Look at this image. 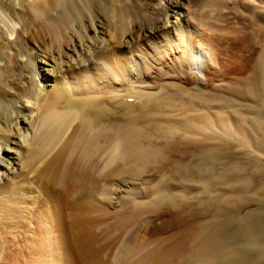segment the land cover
<instances>
[{
	"label": "bare ground",
	"instance_id": "bare-ground-1",
	"mask_svg": "<svg viewBox=\"0 0 264 264\" xmlns=\"http://www.w3.org/2000/svg\"><path fill=\"white\" fill-rule=\"evenodd\" d=\"M127 1L0 0V264H89L113 208L134 205L120 223L155 209L147 189L166 178L206 212L129 264L188 251L193 264H264V210L237 214L264 189L258 86H227L252 101L241 105L215 84L264 63V0H139L147 14ZM107 98L129 110L112 114Z\"/></svg>",
	"mask_w": 264,
	"mask_h": 264
},
{
	"label": "rangeland",
	"instance_id": "rangeland-1",
	"mask_svg": "<svg viewBox=\"0 0 264 264\" xmlns=\"http://www.w3.org/2000/svg\"><path fill=\"white\" fill-rule=\"evenodd\" d=\"M138 1L139 0H129V1H127V5H133L131 7L134 8V10L136 11V12L135 11L134 12L137 13V14H139V13L140 14H147L150 11L148 4H146V2H145V4L142 5V4H140V3H142V1L140 0L141 1V2L139 1L140 3ZM143 3H144V0H143ZM133 8H131V10ZM197 16H199V14H197ZM247 35L248 36H251V34H247ZM259 53H260V56L262 55L261 58H263V62H264V54H262L264 52H262V51L260 52L259 51ZM263 64H261L259 66V68L257 66L256 68L252 69L253 72H251V70L245 72L242 75V77L239 78V80L241 82L240 81H236V80H234L232 78L226 79L225 81L216 82L215 84L216 85H219V86H216V87H218V91L217 92L221 96L224 95V97H227L228 99L231 98L232 100H235V101H237L240 104L242 103L241 105H249V104H252V101H251V99L248 96L247 97H246V95L244 96L242 94V92L239 91V92H241L240 93L241 95H243L244 97H246V98H243L239 94V92L237 93L236 90H232V89H230L227 86H229V85L231 86L232 85L231 87L234 88V87H236V85H238L239 87H242V88H240L241 90H245V89H247V85H246L247 81L253 82V84H255L256 87L258 86L257 87V90L259 92H258V101L257 102H258L259 105H261V106L263 105L262 107H263V114H264V65ZM232 80H234V81H232ZM236 93L239 96H237ZM106 100L108 102L112 103V104H110V103H104V105L107 108H109L110 111L112 110L111 112L114 115H115L114 112H116V115H121V113L123 114L124 112H126V111L129 110V109H127V104H122L123 103L122 101H124V103L129 102V99H127V98H124L122 100H119L118 99L117 100V103L118 104H115V99L114 98H110V99L107 98ZM247 100L250 101V103ZM133 102L136 103V102H139V100L134 99ZM116 106H118L119 108L116 107ZM123 107H125V108H123ZM124 109H125V111H124ZM117 113H119V114H117ZM107 117L108 116H105L104 118L106 119ZM258 132H255L254 130L252 131V133H254L255 136L261 137L262 136L261 135V132L260 131H258ZM242 149H243V147H241V146L238 145V146L235 147V152L238 153L237 155L241 157L240 160H238V161H240L242 164H246L247 161H246L245 157H247L248 154L246 155L245 151H243L245 149H243V150ZM263 158H264V155L262 156V160H261V164L263 163L262 166L264 167V159ZM196 175L199 177L198 174H196ZM198 177H196V178H198ZM176 180H178V179L166 178L165 180H163V183H169L170 182L171 183V185H170L171 188L169 187L168 189H165V190L164 189H160L158 191L156 190V192L154 194H153V192H150L149 191V187H148V189H147L148 194L147 193L146 194L149 195L148 197L150 198V200L154 196V197H156V199L158 201H161L163 204L161 202L160 203L158 202L159 203V206L157 205L155 207V209L154 208L152 209V206L151 205H150L149 208L148 207L147 208L146 207L145 208H142V209H140V210H142V211H140L141 214L136 215V217H130L129 220L127 222H125V223H120L118 221V219L115 218L113 215H115L117 217V213H119L120 211L123 212V211L131 210V208H133V206H134L133 203L131 202V204H130V202H128L125 205H123V204L122 205H119L117 207L118 209H115V211H113L114 210L113 207H110L109 206L108 207V211L110 212L112 210V208H113V210L111 211V213H109L107 215L106 221L107 220L108 221L104 223V225H106V227L104 226V228H106V229L102 228L101 232L100 231L99 232L97 231V233L95 232L96 230L93 231L95 236H93V238L91 240V249H90V254H89V264H96V263L97 264H101V263L97 262V259H100L102 262H107L108 264H114V263L115 264L116 263L117 264L118 263L119 264H129L128 262L131 259L130 256L133 255V250H134L135 247H140L136 252L145 251L146 249H148L150 247H153L155 245L156 241H157L156 240L158 238L157 235H159V237H161L160 239H158L160 243H162L164 245L167 244V243H170L176 237V236H173L171 233H173L174 231L179 230V228L181 229L182 226H186L193 219L197 218V216L198 217L199 216H202L206 212L207 206H205V207L204 206L203 207H199V209H197L198 206H196L195 204L187 203V204H185V206H184V204L183 205L180 204L181 203L180 202V199H179V197H180V191H179V189L177 190V188H178V185L181 184V181L178 180L179 182L178 181L176 182ZM157 182H158L157 179L156 180H153L152 185L154 183L157 184ZM136 183H137V185H136L137 186L136 187L137 195H140V194L143 195V191L144 190L146 191L147 185L145 183H141L139 181H136ZM139 183L141 185H139ZM144 185H146V188L143 187ZM172 185H175V187L172 186ZM142 188H144V189H142ZM174 189H176V190H174ZM191 194H193V195H197V194L198 195H207V193H204L203 192V193L200 194L197 191L196 192L193 191ZM191 194L189 196L193 197V195H191ZM255 197L256 198L258 197L259 199L257 198L256 200H253L252 203L244 204L243 206H241V208H238L237 209V214L244 215L247 212H252L253 213V212L257 211V213H258V210H259V212L261 210L263 211L264 210V208H263L264 207V189L260 190V192L258 191L256 193V196ZM142 198H145V197H142ZM260 198L262 199V201H259V200H261ZM140 199L141 198H138L137 200L139 201ZM148 199H145V201H147ZM141 200H143V199H141ZM153 200H154V198H153ZM145 201L143 200V202H145ZM139 202H141V201H139ZM161 205H162V207L165 206L166 209L164 208V210H161L159 208ZM167 206H168V208H167ZM194 206H196V208ZM260 207H262L263 209L260 208ZM148 209H150V210H148ZM156 209H157V211H156ZM112 212H114V213H112ZM143 212H144V214H143ZM147 212H149V213H147ZM199 213H200V215H199ZM126 214H130V211L126 212ZM147 214H150V215L152 214L154 216L153 219H150L151 220L150 222L143 220L144 215H147ZM139 215H140V217H139ZM112 221L114 223H116L117 221L118 222L114 225V223ZM150 223L153 226L150 225ZM123 225H124V227H123ZM116 226H118L119 228L117 229ZM114 227H116V228H114ZM121 228H123L122 231H121ZM160 228H161V230H160ZM113 229H115V230H113ZM124 229L127 230V231H124ZM163 230H165V231H163ZM123 231L126 232V233H124ZM157 232H160V233H157ZM167 233L168 234L169 233L171 234V235L169 234L170 238H168V234ZM171 236L174 237V238H171ZM165 237L168 238L169 240L166 239ZM120 238L122 239V241L120 240L121 242L119 241ZM160 240H162V241H160ZM118 241H119V244H117V246H116V243H118ZM128 244H129V246H127ZM115 246L117 247V249H116ZM119 246L120 247L122 246V247L120 248ZM126 246L129 247V249H127ZM131 247H132V249H130ZM145 247H146V249H145ZM130 251H131V253H129ZM109 252H110V254H109ZM120 254H122V255H120ZM109 255H111V256H109ZM123 255L126 256V257L124 258ZM220 257H222L223 259L224 258H227V257H223V255L219 256V258L218 257L215 258L216 264H219V262L222 263L221 262L222 260H221ZM114 258H116V259H114ZM194 258H195V256L193 254H190L189 251H188V253L183 254L182 259H176V260H174L173 263L174 264H193L194 263ZM229 258H231V257H229ZM229 258H227V259H229ZM114 260H115V262H114ZM75 261H76L77 264H86L87 259H85L84 257L77 256L75 258Z\"/></svg>",
	"mask_w": 264,
	"mask_h": 264
}]
</instances>
